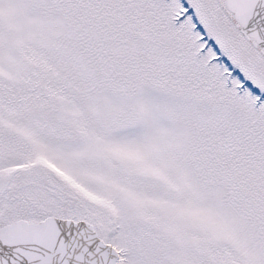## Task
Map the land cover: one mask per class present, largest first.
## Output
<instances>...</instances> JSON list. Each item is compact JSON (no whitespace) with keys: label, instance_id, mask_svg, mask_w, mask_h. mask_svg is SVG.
<instances>
[{"label":"snow or ice","instance_id":"1","mask_svg":"<svg viewBox=\"0 0 264 264\" xmlns=\"http://www.w3.org/2000/svg\"><path fill=\"white\" fill-rule=\"evenodd\" d=\"M0 264H264V0H0Z\"/></svg>","mask_w":264,"mask_h":264}]
</instances>
